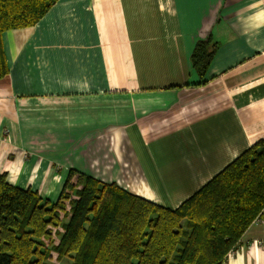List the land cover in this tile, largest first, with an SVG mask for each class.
Returning a JSON list of instances; mask_svg holds the SVG:
<instances>
[{
    "label": "crops",
    "instance_id": "0c3cea01",
    "mask_svg": "<svg viewBox=\"0 0 264 264\" xmlns=\"http://www.w3.org/2000/svg\"><path fill=\"white\" fill-rule=\"evenodd\" d=\"M2 33L0 173L54 202L69 169L175 208L264 140V0H57ZM217 45L201 82L190 55ZM222 264H264V208Z\"/></svg>",
    "mask_w": 264,
    "mask_h": 264
},
{
    "label": "trees",
    "instance_id": "16d2710c",
    "mask_svg": "<svg viewBox=\"0 0 264 264\" xmlns=\"http://www.w3.org/2000/svg\"><path fill=\"white\" fill-rule=\"evenodd\" d=\"M56 1L0 0V79L2 33L33 25ZM215 49L206 37L191 51L202 83ZM7 182L0 173V264H222L264 208V140L173 209L73 169L54 202Z\"/></svg>",
    "mask_w": 264,
    "mask_h": 264
},
{
    "label": "built area",
    "instance_id": "2783aa9c",
    "mask_svg": "<svg viewBox=\"0 0 264 264\" xmlns=\"http://www.w3.org/2000/svg\"><path fill=\"white\" fill-rule=\"evenodd\" d=\"M231 254H233V251H230V252L228 253L227 258H228Z\"/></svg>",
    "mask_w": 264,
    "mask_h": 264
},
{
    "label": "rangeland",
    "instance_id": "374dc122",
    "mask_svg": "<svg viewBox=\"0 0 264 264\" xmlns=\"http://www.w3.org/2000/svg\"><path fill=\"white\" fill-rule=\"evenodd\" d=\"M55 260H54V258L52 259V261L51 262H54ZM56 263V262H55Z\"/></svg>",
    "mask_w": 264,
    "mask_h": 264
}]
</instances>
